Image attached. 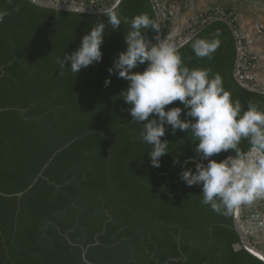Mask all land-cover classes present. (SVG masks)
Here are the masks:
<instances>
[{"label":"trees","instance_id":"trees-1","mask_svg":"<svg viewBox=\"0 0 264 264\" xmlns=\"http://www.w3.org/2000/svg\"><path fill=\"white\" fill-rule=\"evenodd\" d=\"M116 9L156 20L152 0H121ZM0 10L8 12L0 23V264H264L241 247L232 217L202 205L201 188L180 179L183 167L194 169L185 164L194 156L190 136L169 128L161 139L170 152L151 166L141 125L119 97L129 82L112 75L105 85L128 25L113 31L107 17L29 0H0ZM200 21L178 48L186 66L210 68L233 99L264 108V93L234 77L233 23ZM98 22L106 24L102 61L77 75L60 69L57 58L75 51ZM217 32L212 58L195 57L191 42ZM174 106L182 107L176 101L166 110Z\"/></svg>","mask_w":264,"mask_h":264},{"label":"clouds","instance_id":"clouds-1","mask_svg":"<svg viewBox=\"0 0 264 264\" xmlns=\"http://www.w3.org/2000/svg\"><path fill=\"white\" fill-rule=\"evenodd\" d=\"M6 15V10H0V23ZM98 16L107 17L113 31L122 23L128 25L123 36L126 48L113 59L105 85L111 83L112 75L129 82L119 97L128 105L131 121L141 125L139 139L150 146L151 166L159 168L161 157L170 152V141L161 139L169 128L173 135L185 132L195 145L194 156L185 164L194 165V169L183 167L179 175L186 186L201 188L202 205L220 216L232 217L242 206L264 199V108L233 99L220 74L212 75L210 68L186 66L175 43L176 30L162 35L159 23L147 12L130 19L121 17L115 7L103 6L101 0ZM105 29V22L93 25L75 51L57 58L60 69L68 68L77 75L82 68L101 62ZM216 37L193 40L195 57L211 59L221 43L219 32ZM68 62L70 68L66 67ZM145 64L142 72L133 71ZM176 101L182 107L166 110ZM222 152L228 155L220 160L212 158ZM178 163L176 156L173 164Z\"/></svg>","mask_w":264,"mask_h":264},{"label":"crops","instance_id":"crops-1","mask_svg":"<svg viewBox=\"0 0 264 264\" xmlns=\"http://www.w3.org/2000/svg\"><path fill=\"white\" fill-rule=\"evenodd\" d=\"M164 4L171 21L166 33L176 30V39L205 13L226 11L243 41L248 80L264 93V0H164ZM240 216L245 220L253 217L248 238L264 251V199L242 206Z\"/></svg>","mask_w":264,"mask_h":264},{"label":"built area","instance_id":"built-area-1","mask_svg":"<svg viewBox=\"0 0 264 264\" xmlns=\"http://www.w3.org/2000/svg\"><path fill=\"white\" fill-rule=\"evenodd\" d=\"M41 1L67 3V4H74V5L88 6V7H99V6H101V1H95V0H41ZM112 1L113 0H102L103 6L110 4ZM152 1L155 3V8H156V10L160 16V29H161V34L163 35V32L165 31V28H166V24L170 22V17L167 13L166 6L164 4V0H152ZM214 18L224 19L228 22L229 25H232L231 19L221 11L217 12V13H213L212 15L201 19L200 23H204L205 21H207L209 19H214ZM232 27H233V25H232ZM196 28H197V24L192 25L190 28H188V30L181 37H178L175 40V43L179 42L181 39H183L184 37L189 35L191 32L196 30ZM234 37H235V41H236V45H237V49H238L237 60H236L235 66H234V77L239 82V84H242L243 86L250 88L249 90L261 92V90H259L255 85L250 83L248 80V77L246 74L247 68H248V58L245 54L243 41L236 31L234 33ZM235 49H236V47H235ZM239 221L241 224H244L246 222V220L243 219L241 216H240ZM244 233H245L248 241L251 242L248 238L249 231H245ZM238 247L239 246H235V248H238Z\"/></svg>","mask_w":264,"mask_h":264},{"label":"water","instance_id":"water-1","mask_svg":"<svg viewBox=\"0 0 264 264\" xmlns=\"http://www.w3.org/2000/svg\"><path fill=\"white\" fill-rule=\"evenodd\" d=\"M29 1L31 3H33L34 5H36V6L43 7V8H48V9H53V10H58V11H68V12H78L79 13L80 10L85 9V11L83 13L98 14V7H88V6H81V5H74V4H67V3H59V2H47V1H41V0H29ZM120 1L121 0H113L110 4H108L106 6H112V7L116 8ZM69 9H71V10L69 11ZM214 19H220V18H214ZM156 21L160 25V16H159V13L157 12V10H156ZM194 31L191 32L186 37H184L183 39H181L179 42H177L176 43L177 47L179 48L184 43H186L188 40H190L196 33ZM235 47H236V59H235V63H236L237 55H238V49H237L236 41H235ZM243 87L248 88L246 86H243ZM248 89H250V88H248ZM20 194L21 193H18V195H20ZM232 219H233L234 229L237 232V234L239 236V239H240L241 247L245 251H247L251 255L255 256L256 258H258L260 261H262L264 263V251H262L261 249L255 247V245L253 243L249 242L247 237H246V235H245V233H244L245 231L252 230L253 217H249L248 220H246V222L244 224H241L240 221H239V219H240V211H239V213L237 215L232 216ZM82 257L86 261L84 252L82 253Z\"/></svg>","mask_w":264,"mask_h":264}]
</instances>
